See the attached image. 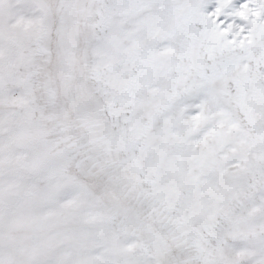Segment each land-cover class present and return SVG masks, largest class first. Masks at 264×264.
<instances>
[{
  "label": "snow or ice",
  "instance_id": "snow-or-ice-1",
  "mask_svg": "<svg viewBox=\"0 0 264 264\" xmlns=\"http://www.w3.org/2000/svg\"><path fill=\"white\" fill-rule=\"evenodd\" d=\"M0 264H264V0H0Z\"/></svg>",
  "mask_w": 264,
  "mask_h": 264
}]
</instances>
